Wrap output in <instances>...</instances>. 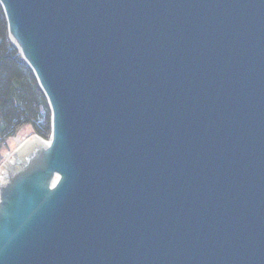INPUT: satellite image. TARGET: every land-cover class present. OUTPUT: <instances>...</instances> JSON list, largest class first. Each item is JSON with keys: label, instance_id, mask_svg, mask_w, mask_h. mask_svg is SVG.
Segmentation results:
<instances>
[{"label": "water", "instance_id": "95a60500", "mask_svg": "<svg viewBox=\"0 0 264 264\" xmlns=\"http://www.w3.org/2000/svg\"><path fill=\"white\" fill-rule=\"evenodd\" d=\"M0 7L51 118L0 264H264V0Z\"/></svg>", "mask_w": 264, "mask_h": 264}, {"label": "trees", "instance_id": "16d2710c", "mask_svg": "<svg viewBox=\"0 0 264 264\" xmlns=\"http://www.w3.org/2000/svg\"><path fill=\"white\" fill-rule=\"evenodd\" d=\"M46 98L29 66L7 41L6 21L0 7V141L23 125L46 138L50 133Z\"/></svg>", "mask_w": 264, "mask_h": 264}, {"label": "rangeland", "instance_id": "374dc122", "mask_svg": "<svg viewBox=\"0 0 264 264\" xmlns=\"http://www.w3.org/2000/svg\"><path fill=\"white\" fill-rule=\"evenodd\" d=\"M1 11H2V9H1ZM6 32H7V23H6ZM7 41H8V43H10L12 45V47L15 50H17V53H19L17 47L15 46V43H13V40H12L9 32H7ZM21 58H22V56H21ZM46 102H47V100H46ZM47 107H48V104H47ZM49 111H50V108H49ZM50 123H51V118H50ZM49 129H50V133L48 134V136L46 138H43V137L41 138L34 132V129H32L31 125H23L18 129V131L14 135L9 136L8 138L4 139L3 141H0V167H2L8 160H10L11 154L13 153V151L17 150V148L19 147L21 142L26 141L27 139H29L31 137H36L39 140L49 142L50 141V134H51L50 125H49Z\"/></svg>", "mask_w": 264, "mask_h": 264}, {"label": "bare ground", "instance_id": "6f19581e", "mask_svg": "<svg viewBox=\"0 0 264 264\" xmlns=\"http://www.w3.org/2000/svg\"><path fill=\"white\" fill-rule=\"evenodd\" d=\"M34 145H40L43 147L48 146L47 142H41L40 140H37L34 137H31L29 139H27L26 141H23L20 143L19 147L17 148L16 151H13V153L11 154V156H16V157H21L23 158V160L25 161H30L28 159L29 154H34L35 152L32 151L31 146ZM11 160V157H10ZM8 160V161H10ZM8 161L2 166L0 167V194L2 191V188L4 186H6V184L11 181L14 178V174L12 173L13 171V167L11 166V163H8ZM55 180L56 178L54 177V179L51 181V183L55 184ZM1 198V196H0Z\"/></svg>", "mask_w": 264, "mask_h": 264}]
</instances>
